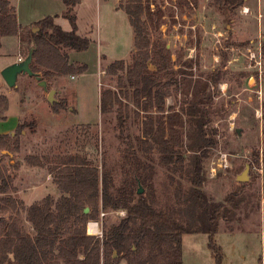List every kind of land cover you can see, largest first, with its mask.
<instances>
[{
  "label": "rangeland",
  "instance_id": "rangeland-1",
  "mask_svg": "<svg viewBox=\"0 0 264 264\" xmlns=\"http://www.w3.org/2000/svg\"><path fill=\"white\" fill-rule=\"evenodd\" d=\"M13 1L19 23L28 29L35 28L33 22L49 16H56L55 23L63 30L72 29L65 16L68 8L62 0ZM142 1L151 7L148 23L153 43L166 44L170 49L171 78L206 79L214 75L217 80L211 88L210 109L213 112L211 127L217 132L218 144L204 162L207 181L203 190L215 202H223L240 186L247 197L246 205L237 211V216L231 222L221 221L214 236L221 261H217L210 247L209 235L197 233L183 238V264H264V72L260 74L256 65L261 57L264 66V28L260 29L264 27V0H248L234 11L221 10L212 4L213 0H198L195 8H180L177 0ZM130 2L82 0L78 4L75 14L78 34L90 38L92 44L85 52L60 49L75 72L50 80L49 90L55 89L56 98L67 102V108L58 113L59 117L56 113L53 115L47 95L42 94L43 89L34 77L20 75L14 89L6 84L2 76L5 65L21 57L25 59L27 49L20 47L18 50L17 36L3 39L0 93L8 96L10 104L7 120L0 121V135L12 133L17 125L18 99L28 114L35 112L41 117L38 131L32 134L27 130L22 137L20 153L0 157L14 179L17 192L13 195L27 207L48 195L58 199L61 193L53 179H47L50 177L48 171L30 167L25 157L46 150L58 152V149L59 154L87 152L101 172L112 175L116 188L122 186L135 161L146 164L157 203L165 207L170 202L174 187L172 176L176 175L161 166L158 153L148 156L137 145L136 139L142 135L143 113L137 117V108L131 101L124 100L130 110L126 139L120 136L117 111L108 115L100 111L101 92L105 89L118 91V77L107 75L105 69L117 60L131 64L135 55V34L124 10ZM245 6L250 9L248 13L243 12ZM259 48H262V55H259ZM83 68L86 71L79 73ZM150 68L155 69L153 65ZM41 99L44 102L39 105ZM182 103L181 94L174 84L170 85L167 107L179 110ZM43 105L51 108L50 111H45ZM34 117L28 115L23 119L31 121ZM238 128L242 134L237 132ZM129 140L136 144L137 157L132 154ZM222 154L228 155L230 166L212 176L211 168L217 166ZM127 156H132L131 163L126 164ZM247 169L248 181L239 182L238 176ZM140 186L147 195L149 187L141 183L135 185L136 193ZM102 212L107 215L102 216ZM101 213L97 221L103 232L127 215L126 210L108 209ZM20 218L21 226L32 233L26 213Z\"/></svg>",
  "mask_w": 264,
  "mask_h": 264
},
{
  "label": "trees",
  "instance_id": "trees-1",
  "mask_svg": "<svg viewBox=\"0 0 264 264\" xmlns=\"http://www.w3.org/2000/svg\"><path fill=\"white\" fill-rule=\"evenodd\" d=\"M62 1L68 8L65 16L71 23L70 31L57 25L54 16L40 20L34 29L23 28L10 0H0V49L3 38L18 36L26 55L33 53L32 77L41 76L49 87L50 80L75 72L60 49L85 52L92 44L90 38L78 34L73 10L80 0ZM197 3L177 0L180 8H195ZM212 4L234 11L243 7L245 0H213ZM124 10L135 34V55L131 64L117 60L105 69L107 75L118 77V91L101 92L100 111L103 115L117 111L120 136L126 139L130 110L124 100L137 108V117L143 113L137 145L148 156L158 153L161 166L176 175L172 176L171 200L165 207L157 203L146 164L135 161L122 186L116 188L112 175L101 172L87 152L59 154L58 149L25 157L30 167L47 170L61 193L58 199L48 195L27 207L13 195L17 192L14 179L0 159V264H183V238L197 233L209 235L210 247L221 261L214 236L221 221L231 222L237 216L247 197L240 186L223 202H215L203 190L207 181L204 162L218 144L210 109L216 77L173 80L170 49L151 39L150 5L131 0ZM172 84L183 98L179 110L166 104ZM51 108L58 114L67 108V102L55 99ZM8 109V97L0 95V119ZM36 128L35 120H23L13 135H0V157L20 153L22 137L27 130L34 134ZM128 143L137 157L136 144L132 140ZM131 157H126V164ZM138 183L149 187L147 195L136 193ZM108 209L126 210L127 215L102 237L88 235V222ZM23 213L32 233L21 226Z\"/></svg>",
  "mask_w": 264,
  "mask_h": 264
},
{
  "label": "water",
  "instance_id": "water-1",
  "mask_svg": "<svg viewBox=\"0 0 264 264\" xmlns=\"http://www.w3.org/2000/svg\"><path fill=\"white\" fill-rule=\"evenodd\" d=\"M33 60V53L30 52L29 55L20 62L14 63L2 71V76L6 82V84L9 86V88H15L17 86V81L20 75L27 74L28 76H33V72L31 71V63ZM36 80L38 81V84L41 88L44 89L45 92L48 93V101L52 104L55 101V90H49L48 83L45 80H42L41 76H35ZM253 80L250 81L252 83ZM238 133H241V131L238 129ZM248 169L240 176H238L237 180L241 183L248 181ZM144 189L140 186L138 189V194H143ZM86 213L89 212V209L87 208L85 210Z\"/></svg>",
  "mask_w": 264,
  "mask_h": 264
},
{
  "label": "crops",
  "instance_id": "crops-1",
  "mask_svg": "<svg viewBox=\"0 0 264 264\" xmlns=\"http://www.w3.org/2000/svg\"><path fill=\"white\" fill-rule=\"evenodd\" d=\"M259 2H260V0H259ZM10 3H11V5L15 8V10H16V16H17V20H18V23H19V17H18V11H17V8H16V6H15V4H14V1L13 0H10ZM80 3H82V0H80ZM79 3V4H80ZM245 3H248V0H245ZM259 5H260V7L262 8V4L261 3H259ZM78 6V5H77ZM77 6L74 8V10H73V13L74 14H76V8H77ZM246 7V6H245ZM246 8H248V7H246ZM249 9V8H248ZM250 10V9H249ZM128 16V15H127ZM54 17H56V16H54ZM77 17V16H76ZM40 21V20H39ZM39 21H37V22H39ZM37 22H33V23H37ZM32 23V24H33ZM19 25L21 26V27H23V28H25V27H27V26H23V25H21L20 23H19ZM31 25V24H30ZM29 25V26H30ZM263 25L261 26V31L263 30ZM12 37V36H11ZM5 38H7V37H5ZM4 39V38H3ZM3 39H2V46H3ZM17 39H18V50H20V47H21V44H20V39H19V37L17 36ZM24 59L21 57V61H23ZM17 62H20V58H18L15 62H12V63H9L8 65H5L6 67H8V66H10L11 64H14V63H17ZM6 67H4V69L6 68ZM27 75V74H26ZM31 77V76H30ZM19 79H20V76H19V78H18V81H19ZM36 79V78H35ZM18 81H17V85H18ZM38 86H39V84H38ZM17 87V86H16ZM15 87V88H16ZM40 87V86H39ZM10 89H12V88H10ZM14 89V88H13ZM43 89V88H42ZM53 90H55V89H53ZM56 91V90H55ZM42 94H46L47 95V99H48V93L47 92H45L44 91V89L42 90ZM0 95H5V93H0ZM56 95H57V91H56V93H55V96H54V98L55 99H57L56 98ZM7 96V95H6ZM8 97V96H7ZM9 99V98H8ZM20 100L18 99V104H19V113L17 114L18 115V123H17V125L13 128V130L11 131L12 133H10L11 135H13L14 133H15V131H16V129H17V127H18V125H19V123L22 121V120H24L23 118L24 117H26V116H28V115H31L32 117H34V118H32L33 120H35L36 121V124H37V128H38V121H40L41 120V117H39V113H38V115L37 114H34L35 112H31L30 114H28L27 113V109L26 108H22V101L21 102H19ZM48 101V100H47ZM43 99H41V101H40V104L39 105H42L43 104ZM49 102V101H48ZM10 104V103H9ZM49 104H50V106H51V103L49 102ZM23 105H24V103H23ZM44 106V105H43ZM48 107H45L44 106V110L46 111V110H48V111H50V109L51 108H48ZM41 109V108H40ZM8 111H9V109H8ZM8 111L6 112V114H5V118L4 119H0V121H6L7 120V118H8ZM52 113V112H51ZM34 115V116H33ZM53 115H56L55 113H53ZM56 116H58L59 117V114L58 115H56ZM37 128H36V130H37ZM240 131H241V133H239V134H242V130H241V128H238ZM38 131V130H37ZM36 131V132H37ZM35 132V133H36ZM238 132V131H237ZM245 134V133H244ZM4 135H6V134H4ZM44 144H42V146H43ZM47 151V150H46ZM3 153H6V152H3ZM13 156V155H12ZM44 177V176H43ZM52 177H51V175H50V177L49 178H47V179H51ZM35 188V187H34ZM32 189V188H31ZM33 204V203H32Z\"/></svg>",
  "mask_w": 264,
  "mask_h": 264
},
{
  "label": "built area",
  "instance_id": "built-area-1",
  "mask_svg": "<svg viewBox=\"0 0 264 264\" xmlns=\"http://www.w3.org/2000/svg\"><path fill=\"white\" fill-rule=\"evenodd\" d=\"M243 12L244 13H248L249 9L244 7ZM259 51H260L259 55H262V48H259ZM253 57H255L254 54H253ZM20 61H21V59H20ZM256 65L259 67L260 74H263L264 66H263V62H262L261 57H260L259 61L256 60ZM257 66H255V67H257ZM229 166H230V160L228 158V155L227 154H222V156L220 157V159L218 161L217 166H214V167L211 168V173H212L211 175L212 176H216V174L218 173L219 170L226 169ZM124 213L125 212H120V214H124ZM101 215L102 216H106L107 213L102 212ZM87 234L91 235V236L102 237L103 236V231L101 229L100 222L97 221V220L89 221L88 224H87Z\"/></svg>",
  "mask_w": 264,
  "mask_h": 264
}]
</instances>
